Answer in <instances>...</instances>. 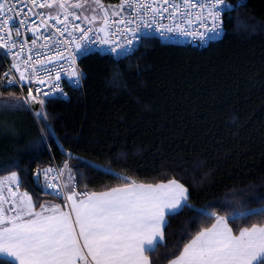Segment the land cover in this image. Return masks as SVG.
<instances>
[{
  "label": "trees",
  "instance_id": "obj_1",
  "mask_svg": "<svg viewBox=\"0 0 264 264\" xmlns=\"http://www.w3.org/2000/svg\"><path fill=\"white\" fill-rule=\"evenodd\" d=\"M229 1L203 49L144 38L122 57L91 53L80 87L40 99L46 120L29 107L0 111V178L17 172L35 209L63 204L42 176L53 163L67 164L82 193L124 187L117 175L178 181L188 201L167 217L151 264H167L217 216L236 229L264 219V0ZM3 69L0 59V97L22 95Z\"/></svg>",
  "mask_w": 264,
  "mask_h": 264
},
{
  "label": "snow or ice",
  "instance_id": "obj_2",
  "mask_svg": "<svg viewBox=\"0 0 264 264\" xmlns=\"http://www.w3.org/2000/svg\"><path fill=\"white\" fill-rule=\"evenodd\" d=\"M18 2L24 0H0V24L8 26L9 31L14 30L17 35L20 34L21 27L29 22L36 23L34 20L30 21V17L23 9H17V15L20 16L18 20L12 16L5 18V4L14 5ZM26 2L35 7L54 9L40 21V25L28 29L35 37L32 40L33 45L36 44V40L41 39L40 36H36L40 27L42 26L45 31L52 28L53 25L48 24V20H55L57 24L63 23L60 16L63 15L64 20H67L70 15L69 8L85 9L87 6L91 13L104 12L103 24L96 31L104 32L109 27V15L105 11L103 0H26ZM206 6H210L207 7L206 16L196 13L198 20L201 21L200 26L205 28V33L200 34L203 40L220 35L219 20L225 0H206V3L205 0H120L118 5L109 4L107 7L119 8L121 11L130 8L138 14L143 10L142 18L147 17L149 12L153 14V18L157 14L167 12L173 24H161L155 29L163 37L165 32L186 34L188 29L183 25L188 24L191 27L193 15L191 9L197 7L205 9ZM9 10L11 11V8ZM71 15L74 20H79L83 13ZM111 15L118 16L119 13L114 10ZM177 16L181 17L179 22H176ZM209 18L212 27L203 23ZM97 19L99 17L95 15L84 16L86 23H95ZM119 23L125 21L120 20ZM73 27L82 35L73 37L71 43L77 44V53H84L90 45L87 43L80 45L78 41L91 39L88 33L93 30L82 29L79 24ZM145 27H149L146 20ZM67 30V24L62 31L57 29L61 36ZM0 31H3V28H0ZM45 38L53 40L52 33L49 32ZM62 42L59 39L54 41L56 44ZM118 47L119 52L117 48H110V51L121 55L130 50L123 45ZM57 56L62 58V53L57 51ZM47 59L49 63L53 62L51 57ZM73 75L78 79L81 73L74 71ZM8 76L9 74L5 73V77ZM20 79L21 81L25 79L23 72L20 73ZM7 82L11 85L15 81L8 78ZM39 82L43 83L42 80ZM32 91L33 89H28L30 96ZM36 91L39 92V89ZM32 100L41 105L44 103L36 97H32ZM24 103L28 104V100ZM36 115L38 118L47 119L43 107ZM50 171L51 169L44 170L45 175L47 176ZM69 175L70 180L74 179L71 171ZM9 179L17 186L20 185L17 172H12ZM117 179L124 187L113 188L99 194L81 193L87 196L86 200L74 199L78 194L76 185L65 184L64 189L67 191L60 189L51 195L66 198L72 204L71 209L64 212L60 210L59 205H55L51 209L53 215L50 216L35 211L37 204L27 192L23 197H16L15 192L9 188L13 197L11 201L4 199L0 194V264H151L149 258L160 246L167 217L177 213L187 204V189L174 179L166 184L156 185L136 184L134 181L129 183L130 178L127 176L117 175ZM46 187L52 188V184H47ZM6 204H11V207H5ZM39 207L43 211H49L44 204ZM260 216L264 217V212L260 213ZM235 219L232 216H217L216 223L211 228L206 227L199 231L183 246L179 255H175L169 261V264H264V219L251 226L243 224L238 229L229 226L235 225Z\"/></svg>",
  "mask_w": 264,
  "mask_h": 264
},
{
  "label": "built area",
  "instance_id": "obj_3",
  "mask_svg": "<svg viewBox=\"0 0 264 264\" xmlns=\"http://www.w3.org/2000/svg\"><path fill=\"white\" fill-rule=\"evenodd\" d=\"M119 2L120 0H116L114 3H103L104 5H118ZM207 7L210 6H206L205 9H200L199 7L191 9L193 13L191 17V27H189L188 24L183 25L184 28L188 29L186 34L165 32L163 37L160 32L155 31V29L161 24H173V20L169 18L167 12L157 14L155 18H153V14L149 12L147 17L142 18L143 10H140L138 14L130 8H125L122 11L116 8L115 11H117L119 15L112 16L107 13L109 15V27H107L104 32H98L96 30L102 26L103 17L97 23H86L79 9L69 8L70 15L67 20H64L63 15L60 16L63 23L57 24L55 20H48L47 23L53 25L52 28H48L47 31H45L42 26L40 27V31L36 33V36H40L41 39L36 40V44L33 45L32 40L35 39V37L33 36V32L28 29L36 28L40 25V21L46 18L54 9L35 7L31 3H27L26 0L14 5L6 3L4 7V14H6L5 18L12 16L18 20L20 16L17 15V9H23L28 17H30V21L34 20L36 23L33 24L29 22V24L21 27L19 35H17L14 30L10 32L8 26L0 24V28H3V31H0V48L4 54L0 55V59L4 65L1 77L7 86L16 87L24 98L36 97L37 100H40L42 98L55 96L65 97L67 88L80 87L82 85L83 75L79 68V62L85 55L91 53L112 57L129 55L144 38L154 39L163 44L190 46L199 50L205 48L210 42L221 35L223 31V19L227 11L231 9L232 4L229 0H225V6L221 9V17L219 20L220 35L213 36L211 39L205 38L202 40L200 34L205 33V28L200 26L201 21L198 20L196 13H202L206 16ZM10 8L11 11L9 10ZM47 10L50 11L48 12ZM71 13L81 15V18L79 20H74ZM120 20L125 21V23H119ZM129 20L131 22H128ZM145 20L149 25L147 28L145 27ZM180 20L181 17L177 16L176 22ZM203 23L208 27H212L210 18L203 21ZM66 24L68 25V30L61 36L57 29L62 31ZM75 24H79L82 29L91 28L93 30L88 33V37L91 39H80L78 41L80 45L86 43L90 45L88 50L84 53H77V44L71 43L73 37H80L82 35L81 32L73 27ZM49 32L52 33L53 40L45 38ZM69 33H71V35ZM112 33L115 34L112 35ZM96 37H99V39H96ZM56 39L63 42L56 44L54 43ZM105 40L107 43H102V41ZM118 45H123L126 49L130 50L121 55H117L110 51V48H117V52H119L120 49ZM57 51L62 53V58L57 56ZM29 57H31V59H29ZM47 57H51L53 62L49 63ZM13 65H17L18 67H13ZM74 71L81 73L78 79L73 75ZM21 72H23L25 76L23 81L20 79ZM5 73H8L9 76L5 77ZM57 77H59V79ZM8 78L13 79L15 82L9 85L7 82ZM41 80L43 83L39 82ZM57 85L59 87H57ZM29 88L33 89L31 96L28 92ZM36 89H39V92H37ZM44 93H48V95H44ZM64 166L66 170V164ZM49 168H53L58 172V168L62 169L63 167L61 168L53 163ZM48 176L47 174V177ZM58 176L60 179L61 175L58 174ZM48 181V184H52V188H50L51 192H57L54 187V185H57V180L50 177Z\"/></svg>",
  "mask_w": 264,
  "mask_h": 264
},
{
  "label": "rangeland",
  "instance_id": "obj_4",
  "mask_svg": "<svg viewBox=\"0 0 264 264\" xmlns=\"http://www.w3.org/2000/svg\"><path fill=\"white\" fill-rule=\"evenodd\" d=\"M107 6L108 5L105 4V11L108 14H111L112 11H114L115 9L109 8ZM79 10L81 13H83V15H82L83 17L85 15H87L89 17H91L93 15L99 17V19H97L95 23L99 22L104 15V13L100 12V11H97L96 13L89 12L87 10V6L85 7V9H79ZM47 11L49 12L50 10H47ZM24 101H25V98L22 95H19V96L18 95H10V96H5V97H0V111H11V110H15V109H25L26 107H28V105L25 104ZM13 104L18 105V106L17 107H11V105H13ZM62 167H61L62 169L58 168V172H56L55 169H53V168L52 169L49 167L46 168V169H51V171L48 172L47 174L51 178H53L54 180H57V185H54L56 191H59L60 189H64L65 184L75 185L74 179L70 180L69 167H66V170H65V166H62ZM61 170H63V171L65 170V171L64 172L62 171V173H61ZM58 174L61 175L60 179H59ZM71 174H72V172H71ZM10 176L11 175H6L5 177L0 178V194L3 195L4 199L9 200V201H11L13 199L12 193L9 192V188L12 189V192H15L16 197H23L24 196V192L21 191L20 187L17 186L15 183H12L10 181V179H9ZM42 176H43V179L45 181V185L47 186V184L49 183L48 178H50V177L49 176L47 177L45 175L44 171H43ZM72 176H73V174H72ZM50 183H51V181H50ZM64 190L67 191V189H64ZM46 191H48V193L50 195H51V193H53V192H51L50 188H47V187H46ZM76 191H77V189H76ZM77 193L78 194L76 197H78V195H81V194H79L80 192L77 191ZM51 196L55 197L54 195H51ZM62 202H63V205H64V203H66V206H67L69 201H67V199L63 197ZM41 204H44L47 207L53 206V202L48 201V200L42 201L38 205H41ZM5 207H11V204H6ZM35 211L37 212V211H43V210H42V208L38 207L37 209H35Z\"/></svg>",
  "mask_w": 264,
  "mask_h": 264
},
{
  "label": "crops",
  "instance_id": "obj_5",
  "mask_svg": "<svg viewBox=\"0 0 264 264\" xmlns=\"http://www.w3.org/2000/svg\"><path fill=\"white\" fill-rule=\"evenodd\" d=\"M167 183V182H166ZM166 183H158V184H166ZM153 185H156V184H153ZM119 188H121V187H119ZM109 191V190H108ZM105 192V191H104ZM82 192H80L79 194H81ZM99 193H101V192H96V194H99ZM87 194H93V193H87ZM74 199H76V200H80V199H87V196L86 195H78V197H75ZM55 205H59L60 206V210L61 211H64V212H69L70 211V209H71V206H72V204H71V202L69 201L68 202V205L67 206H64L63 204H56V203H53V206H55ZM53 206H51V207H48L49 208V211H37V212H42L43 213V215H45V216H50V215H53V212L51 211V209L53 208ZM43 210V209H42ZM29 217H26V219H28ZM73 218V221L75 220V217L73 216L72 217ZM216 223V220L212 223V225L213 224H215ZM212 225L209 227V228H211L212 227ZM77 231H78V229H77ZM163 231V230H162ZM236 234H238V232L236 233ZM195 237V236H194ZM193 237V238H194ZM192 238V239H193ZM83 242L81 241V244H82ZM183 250V249H182ZM167 264H169V262L167 263Z\"/></svg>",
  "mask_w": 264,
  "mask_h": 264
},
{
  "label": "water",
  "instance_id": "obj_6",
  "mask_svg": "<svg viewBox=\"0 0 264 264\" xmlns=\"http://www.w3.org/2000/svg\"><path fill=\"white\" fill-rule=\"evenodd\" d=\"M25 100H28V107L36 115V113L40 111V104L38 102H34L30 97H26Z\"/></svg>",
  "mask_w": 264,
  "mask_h": 264
}]
</instances>
